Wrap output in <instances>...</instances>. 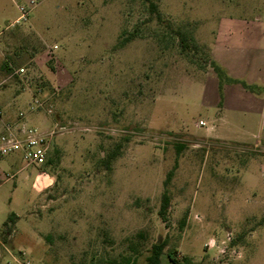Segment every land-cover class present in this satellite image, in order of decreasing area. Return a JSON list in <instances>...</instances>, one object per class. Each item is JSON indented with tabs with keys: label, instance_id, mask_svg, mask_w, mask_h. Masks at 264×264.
Instances as JSON below:
<instances>
[{
	"label": "rangeland",
	"instance_id": "374dc122",
	"mask_svg": "<svg viewBox=\"0 0 264 264\" xmlns=\"http://www.w3.org/2000/svg\"><path fill=\"white\" fill-rule=\"evenodd\" d=\"M0 111L55 131L0 156V264H264V0H0Z\"/></svg>",
	"mask_w": 264,
	"mask_h": 264
},
{
	"label": "built area",
	"instance_id": "2783aa9c",
	"mask_svg": "<svg viewBox=\"0 0 264 264\" xmlns=\"http://www.w3.org/2000/svg\"><path fill=\"white\" fill-rule=\"evenodd\" d=\"M31 2L34 3L35 0H31ZM20 10L22 11L21 17L26 18L27 11H25V8L21 7ZM19 70L23 72L24 68ZM41 105L42 102L36 98L31 107L34 109ZM200 124H205V122L201 120ZM4 126V130L0 134V156L18 153L29 165L42 166L47 162L50 138L55 134L54 130L42 131L28 126L21 119L7 121ZM12 256L15 264H35L24 250H21L19 255L12 254Z\"/></svg>",
	"mask_w": 264,
	"mask_h": 264
},
{
	"label": "trees",
	"instance_id": "16d2710c",
	"mask_svg": "<svg viewBox=\"0 0 264 264\" xmlns=\"http://www.w3.org/2000/svg\"><path fill=\"white\" fill-rule=\"evenodd\" d=\"M151 6L154 10H156L157 7L154 3H151ZM181 41L184 47L191 45L188 38L185 35H181ZM212 67L216 70V72L220 77L221 86L223 83L240 82V80L238 79L229 77L226 74V72L218 64L215 63V61L212 62ZM5 68H8L10 71H12V68L9 67L8 63H5ZM242 83L244 84L245 87L252 88L250 85H247L245 82ZM181 149H182V145L179 146L178 151H180ZM52 162H53V157H49L46 163H52ZM171 175H172V171L168 173L167 179L164 182L165 186H167ZM169 205H170V196L168 189L165 187V190L162 195L161 207L159 210V214L164 218L166 217ZM16 218L17 215L15 213H11L8 217V221L4 223L3 229L0 232V234L4 239H6L7 236L10 235L11 232L13 231V226L15 224ZM167 245H168V240L166 238L153 243L150 249V254L146 258L145 264H166L163 263L162 261V255ZM168 255L173 264H195L190 257L187 256L177 257L172 251H170ZM137 256H138L137 253L133 255L122 254L120 261L113 260L111 264H137Z\"/></svg>",
	"mask_w": 264,
	"mask_h": 264
},
{
	"label": "crops",
	"instance_id": "0c3cea01",
	"mask_svg": "<svg viewBox=\"0 0 264 264\" xmlns=\"http://www.w3.org/2000/svg\"><path fill=\"white\" fill-rule=\"evenodd\" d=\"M222 120H224V118H221ZM4 124L6 123V122H3ZM218 139V138H217ZM48 181V180H47ZM48 184V183H47Z\"/></svg>",
	"mask_w": 264,
	"mask_h": 264
}]
</instances>
